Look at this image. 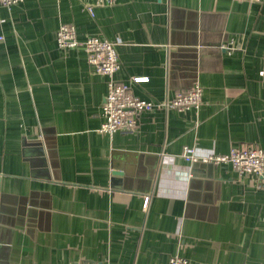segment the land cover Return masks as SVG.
Listing matches in <instances>:
<instances>
[{"label":"crops","instance_id":"crops-1","mask_svg":"<svg viewBox=\"0 0 264 264\" xmlns=\"http://www.w3.org/2000/svg\"><path fill=\"white\" fill-rule=\"evenodd\" d=\"M85 3L0 5V264H264V180L181 157L264 150V1ZM60 25L114 42L139 99L198 85L200 107L101 133L108 78Z\"/></svg>","mask_w":264,"mask_h":264},{"label":"built area","instance_id":"built-area-1","mask_svg":"<svg viewBox=\"0 0 264 264\" xmlns=\"http://www.w3.org/2000/svg\"><path fill=\"white\" fill-rule=\"evenodd\" d=\"M23 0H0V5L11 8ZM251 2H262L264 0H248ZM115 0H94L93 4H84L87 12L92 16L93 7L111 6ZM57 47L66 51L69 49L82 48L87 63L96 73L106 76L107 92L101 106V117L103 122L99 131L108 135L114 133H133L138 126V117L141 113L155 110H189L198 109L202 103V90L200 86L194 85L188 91L176 93L171 100L162 102H150L136 97L129 85L114 80V75L120 69L117 58L116 44L106 39L87 38L79 41L73 26L60 25L57 34ZM258 76L264 79V65L258 71ZM147 79L134 77V84L143 83ZM181 157L188 163H203L212 166L230 165L240 177L252 175L264 180V150L256 147H243L232 149L228 154L199 155L194 149L185 148ZM264 226V217H263ZM169 264H189V262L175 254L170 257Z\"/></svg>","mask_w":264,"mask_h":264}]
</instances>
